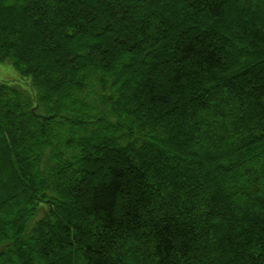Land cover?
<instances>
[{
  "label": "trees",
  "instance_id": "1",
  "mask_svg": "<svg viewBox=\"0 0 264 264\" xmlns=\"http://www.w3.org/2000/svg\"><path fill=\"white\" fill-rule=\"evenodd\" d=\"M260 59L264 0H0L39 99L0 83V206L26 185L0 258L264 264Z\"/></svg>",
  "mask_w": 264,
  "mask_h": 264
},
{
  "label": "rangeland",
  "instance_id": "2",
  "mask_svg": "<svg viewBox=\"0 0 264 264\" xmlns=\"http://www.w3.org/2000/svg\"><path fill=\"white\" fill-rule=\"evenodd\" d=\"M244 3V2H243ZM245 4V3H244ZM35 6H37V5H35ZM249 8H252L251 6L249 7ZM255 9V8H254ZM29 19H31V20H34V25H31V24H27L26 23V27H25V25L23 26V34H26L27 33V31H31V29L33 30V26H35L36 24H38V22H39V17H38V15H37V17H36V14L32 11V12H29L28 13V15H26ZM19 22L21 21L20 19L18 20ZM49 22V21H48ZM46 24V25H45ZM49 24L50 23H44V27L46 26H49ZM5 30V29H4ZM4 33H6V32H4ZM4 33H2V35H4ZM48 34V33H47ZM47 36V38H48V35H46ZM2 38H3V40H4V37L2 36ZM65 44V43H64ZM62 46H64L63 45V43H59V45H58V47L57 48H55V46H51V49L53 50V51H59L61 48H62ZM44 47V46H43ZM42 47V48H43ZM40 48V47H39ZM34 50H35V48H33ZM41 50V49H40ZM32 53V54H31ZM31 53H29V51H28V54H29V56H30V54H31V56H30V58H32V57H36L35 56V51H32ZM245 58V57H244ZM244 58H241V60H244ZM258 62H264V61H262V59H260V60H258ZM56 63H58V62H56ZM53 76H54V74H53ZM56 76V75H55ZM57 79H58V77H57ZM0 83H7V84H9V85H13V86H17V87H19V88H21V89H23L26 93H28L33 99H37V97H38V92H37V89H36V87H35V85L33 84V81H32V77L31 76H28V75H23V74H21L20 72H19V70L16 68V66L13 64V62L12 61H9V60H7V61H0ZM139 85H140V83H138ZM139 85H137L138 87H139ZM141 88H143L142 86H141ZM43 114V113H42ZM19 123V122H18ZM18 133H19V137H23V134H21V131L20 130H18ZM262 137V136H261ZM98 150V149H97ZM157 150L159 151V153H161V154H166V151L163 149V148H161V147H159V148H157ZM94 151H96V150H94ZM166 157H167V155H165ZM180 156H183V154L181 153L180 154ZM252 158V157H251ZM10 159L12 160V162H14V158L13 157H10ZM100 159H101V157L100 156H95L94 157V163H97V162H99L100 161ZM167 159H168V161H170L171 159H169L168 157H167ZM249 159H250V157H249ZM174 161H176V159H173V160H171V163H174ZM187 161L188 162H193L194 160H192L191 158H187ZM178 162V161H177ZM22 164H23V162H22ZM230 164H231V162H230ZM229 164V165H230ZM13 168H14V166H13ZM216 168H217V166H216ZM230 168V167H229ZM3 172H2V171ZM4 170H6V169H4V168H1L0 167V171L4 174V173H6V171H4ZM15 173L18 175V177H19V179L20 180H22V177H21V174L19 173V171H18V169H16V165H15ZM21 170V169H20ZM230 171V170H229ZM0 172V173H1ZM0 176H1V174H0ZM68 178V177H67ZM227 180H225L224 178H222V180H221V184H222V186H221V188L223 189L224 188V184H226L225 182H226ZM8 182L9 181H7L6 183H4L3 184V187H4V189H7V192H10V189L8 190ZM26 187V185L24 184V182H22V184H20L19 186H18V188H16V199H15V203H13V202H11V201H8V202H6V203H2L1 204V206H0V214L2 215V216H6V217H8L7 218V220L8 219H11V218H16V214H18V213H20L21 212V207H19L18 208V206L16 205V202H18L19 200H22V198L21 197H23V196H21L23 193H24V189H26L25 188ZM226 188V187H225ZM224 188V189H225ZM224 194H226L227 196H232L233 194H232V192L231 191H229L228 189H225L224 190ZM39 201L40 200H38L37 202H36V205H38V203H39ZM42 204H44V203H42ZM45 205V204H44ZM44 205H42L41 207L43 208L44 207ZM41 208V209H42ZM241 213H244L243 211L241 212ZM40 215H43L42 214V212H40ZM242 216H252V213H247L246 215H242ZM14 220V219H13ZM7 224H9V222L7 223ZM6 224V228H2V230L0 231V238L1 237H9L10 235H12V234H15V229H13L14 227L12 226V225H7ZM44 232H46L47 231V229L46 230H43ZM19 239V238H18ZM36 239H34V241H35ZM0 261L2 262V264H7L6 263V260H5V258H3V257H1L0 258ZM5 261V262H4ZM19 260H18V258L17 257H15V263H20V261L18 262ZM21 264V263H20Z\"/></svg>",
  "mask_w": 264,
  "mask_h": 264
}]
</instances>
